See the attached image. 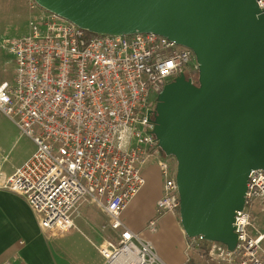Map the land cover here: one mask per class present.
Here are the masks:
<instances>
[{
  "label": "built area",
  "instance_id": "obj_1",
  "mask_svg": "<svg viewBox=\"0 0 264 264\" xmlns=\"http://www.w3.org/2000/svg\"><path fill=\"white\" fill-rule=\"evenodd\" d=\"M256 1L264 11V0ZM26 2L28 31L4 40L15 67L13 81L0 82V112L36 150L13 175L0 177V186L28 201L51 238L74 230L84 206L98 205L108 216L102 230L110 235L98 247L104 264H167L123 215L151 162L160 169L163 194L158 218L146 228L156 233L160 215H179L177 161L151 131L165 85L181 74L198 82L194 51L152 32L90 35L35 0ZM234 226L235 250L196 237L188 253L205 264H264V170L251 171Z\"/></svg>",
  "mask_w": 264,
  "mask_h": 264
},
{
  "label": "water",
  "instance_id": "obj_2",
  "mask_svg": "<svg viewBox=\"0 0 264 264\" xmlns=\"http://www.w3.org/2000/svg\"><path fill=\"white\" fill-rule=\"evenodd\" d=\"M95 34L156 33L191 48L198 82L181 74L157 98L154 129L177 161L185 235L235 250L236 211L264 170V11L256 0H35Z\"/></svg>",
  "mask_w": 264,
  "mask_h": 264
},
{
  "label": "crops",
  "instance_id": "obj_3",
  "mask_svg": "<svg viewBox=\"0 0 264 264\" xmlns=\"http://www.w3.org/2000/svg\"><path fill=\"white\" fill-rule=\"evenodd\" d=\"M12 129V133L0 134V140H10L12 146L10 151L15 149L22 136L17 133L15 126ZM33 144L24 157L8 168L5 164L11 162V155H0L2 181L13 175L16 169L32 156L36 150L34 141ZM142 173L146 183L124 212L125 214L137 203L147 205L146 217L142 218L138 226L140 228L144 226V221L157 213L156 204L163 194V178L158 165L151 162L143 167ZM88 206L90 205L82 209ZM165 219L163 217L162 222L159 219L161 225L159 223L157 232L160 234L158 237L162 244L158 253L167 264H186L189 260L187 236L181 224H176L177 216L167 214ZM168 223L174 234L178 236V242L167 235ZM75 233L76 231L72 230L63 237L51 238L41 228L37 215L28 201L23 196L0 186V264H93L94 255L91 251L79 252V257V254L69 250L65 240L67 241Z\"/></svg>",
  "mask_w": 264,
  "mask_h": 264
},
{
  "label": "rangeland",
  "instance_id": "obj_4",
  "mask_svg": "<svg viewBox=\"0 0 264 264\" xmlns=\"http://www.w3.org/2000/svg\"><path fill=\"white\" fill-rule=\"evenodd\" d=\"M28 16L29 10L26 0H0V82H12L14 78V58L5 48L4 40L27 32ZM195 76L198 77V74L196 73ZM14 126L16 127L17 133L21 134L17 125L8 116L0 112V134L12 133V127ZM33 145V140L29 136L22 135L18 140V144L15 149L10 151L12 147L10 140H0V155H11V162L5 164L6 168L10 167L12 163H15L20 158L24 157L28 153L29 149L33 147ZM147 210V205H139L137 203L133 207L131 206L123 215V221L130 229L139 233L142 238L152 241L159 252L162 244L158 237L160 234L158 232L152 233L146 228V225L150 219L158 218L156 213L154 216H151L146 221H144L145 223L143 227H138L142 221V218L146 217ZM167 214L173 215L171 213ZM166 215L163 216L164 219ZM163 217L162 215L159 217L161 222ZM165 221H167V218ZM107 222L108 216L98 205L94 204L88 206L85 209H81L75 216L76 228L74 230L76 233L67 241L65 240L66 244L69 246V250L74 251L77 254H79V252H84V250L91 251L94 255L93 264H104V259L100 255L98 247L104 243V241L107 239V236H110L107 232H103L102 230V227ZM180 223V215H177L176 224L178 225ZM167 225V235L172 237L173 240L176 239L178 242V236L174 234V230L169 226L170 224L168 223ZM109 232L110 234L113 233L112 230ZM189 255H192L196 259L202 261L201 256L197 255L193 251H189ZM78 256L80 257V254ZM201 263L204 264L203 261Z\"/></svg>",
  "mask_w": 264,
  "mask_h": 264
},
{
  "label": "trees",
  "instance_id": "obj_5",
  "mask_svg": "<svg viewBox=\"0 0 264 264\" xmlns=\"http://www.w3.org/2000/svg\"><path fill=\"white\" fill-rule=\"evenodd\" d=\"M88 33L90 34V35H97V34H95V33H91V32H89L88 31ZM194 238H189V237H187V241L189 242V243H195L194 242ZM192 256V255H191ZM186 264H202L201 263V261H199L198 259H196L195 257H190L189 258V260L187 261V263ZM205 264V263H204Z\"/></svg>",
  "mask_w": 264,
  "mask_h": 264
}]
</instances>
